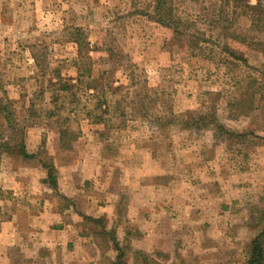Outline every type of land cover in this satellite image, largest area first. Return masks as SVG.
Returning a JSON list of instances; mask_svg holds the SVG:
<instances>
[{
  "label": "rangeland",
  "instance_id": "obj_1",
  "mask_svg": "<svg viewBox=\"0 0 264 264\" xmlns=\"http://www.w3.org/2000/svg\"><path fill=\"white\" fill-rule=\"evenodd\" d=\"M219 1L175 0L185 33L155 21L156 0H0V168L73 148L117 174L141 149L160 173L145 188L153 225L125 208L111 227L86 220L93 264H245L256 239L264 250V27L238 16L222 32ZM22 141L35 159L3 146Z\"/></svg>",
  "mask_w": 264,
  "mask_h": 264
},
{
  "label": "crops",
  "instance_id": "obj_2",
  "mask_svg": "<svg viewBox=\"0 0 264 264\" xmlns=\"http://www.w3.org/2000/svg\"><path fill=\"white\" fill-rule=\"evenodd\" d=\"M76 150L50 154L56 158H51L53 187L42 163L22 169L6 159L5 168H0V192L9 196L0 202V213L8 214L0 220V264H44L45 258L49 264H93L101 255L96 254V235L86 230V220L111 227L122 208L127 209V219L153 225L147 213L159 206V198L149 197L145 188L151 185L155 194L160 173L147 171L144 159L152 155L149 151L130 152L116 174ZM27 153L36 155L29 147Z\"/></svg>",
  "mask_w": 264,
  "mask_h": 264
},
{
  "label": "trees",
  "instance_id": "obj_3",
  "mask_svg": "<svg viewBox=\"0 0 264 264\" xmlns=\"http://www.w3.org/2000/svg\"><path fill=\"white\" fill-rule=\"evenodd\" d=\"M252 0H220L218 7V18H217V26H219L222 32L227 31L230 25H233L231 22L233 18H237L238 16H244L250 18L252 21L253 27H264V4L261 0H255L256 4L252 5ZM154 17L155 21L165 27H172L180 30L184 29L185 33L190 30V27H182V23L179 19L176 18L175 15V0H156L154 7ZM96 82V81H95ZM139 109V110H137ZM136 113L142 115L144 112V108L142 106L140 108H135ZM108 112V111H106ZM124 117V116H123ZM142 118L145 116H141ZM197 129H200L202 126L201 117L198 119H191L189 122ZM68 135L67 132L63 133V137L65 138ZM4 148L8 150L17 149L18 154L25 159H35V155H29L25 148V143L22 141L20 144L16 143L10 144L6 142L3 144ZM44 168L48 171V180L50 186L53 187L55 185V177H54V166L44 164ZM91 222H95L91 220ZM264 263V250L261 242L256 239L253 243V249L251 253V257L247 260L245 264H263Z\"/></svg>",
  "mask_w": 264,
  "mask_h": 264
}]
</instances>
